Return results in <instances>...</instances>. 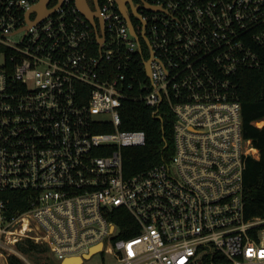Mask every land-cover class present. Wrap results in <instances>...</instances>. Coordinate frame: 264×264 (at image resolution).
Here are the masks:
<instances>
[{
  "label": "built area",
  "instance_id": "1",
  "mask_svg": "<svg viewBox=\"0 0 264 264\" xmlns=\"http://www.w3.org/2000/svg\"><path fill=\"white\" fill-rule=\"evenodd\" d=\"M38 1L0 0L2 263L31 264L18 249L30 239L58 264H264L237 79L262 66L264 0H144L154 11L138 16L97 0L95 27L76 0L42 17ZM129 100L175 116L170 162L131 176L122 149L146 137L119 129ZM126 213L134 224L118 225Z\"/></svg>",
  "mask_w": 264,
  "mask_h": 264
},
{
  "label": "trees",
  "instance_id": "2",
  "mask_svg": "<svg viewBox=\"0 0 264 264\" xmlns=\"http://www.w3.org/2000/svg\"><path fill=\"white\" fill-rule=\"evenodd\" d=\"M262 60L260 68L245 69L237 75L239 96L242 103V130L245 137L251 138L255 147L260 151L259 159L247 160L244 173V203L247 218L264 217V55ZM120 118H122L120 130H142L146 137L145 145L122 149L123 169L126 175H135L160 163L170 162L175 153L173 134L175 116L165 104L154 109L142 101L133 102L129 100L121 107ZM255 122L257 126L254 124ZM113 129L111 124L104 123L96 125L93 132L104 133ZM18 196L26 195L19 194ZM16 199L17 197L14 198V200ZM17 203L20 204L21 208L25 207L24 201L14 202V205ZM115 221L120 226H123L124 221L134 224L133 218L128 213H126L124 220L119 217ZM137 234L138 232L135 231L122 234L121 237H131ZM19 244H22L20 246L22 252H47L49 254V248L46 245L35 244L30 239ZM7 262L8 264H25L15 255H10ZM52 262L58 264L55 260Z\"/></svg>",
  "mask_w": 264,
  "mask_h": 264
},
{
  "label": "water",
  "instance_id": "3",
  "mask_svg": "<svg viewBox=\"0 0 264 264\" xmlns=\"http://www.w3.org/2000/svg\"><path fill=\"white\" fill-rule=\"evenodd\" d=\"M94 9L92 10L88 4L87 0H76L75 4L79 12L82 13L89 21L90 23L95 27L96 26V19L100 22L99 13L97 11V0H92ZM120 11H122L124 14L126 13V10H124V4L127 3L128 0H116ZM49 0H39L38 3L33 7L38 13H40V16H44L49 11V8H47ZM61 0H58L57 7L60 6ZM99 43L103 41V37L98 39ZM98 248H100V245L98 247L92 248L91 252L84 256V258H89L90 254L94 251H96ZM82 262V259L80 257H72L63 260L60 264H79Z\"/></svg>",
  "mask_w": 264,
  "mask_h": 264
},
{
  "label": "rangeland",
  "instance_id": "4",
  "mask_svg": "<svg viewBox=\"0 0 264 264\" xmlns=\"http://www.w3.org/2000/svg\"><path fill=\"white\" fill-rule=\"evenodd\" d=\"M88 2L90 3L91 7L93 8L94 7L93 1L91 2V0H88ZM260 127H262V126H260ZM21 245L19 244V247H18L19 252L25 257V259H26V261L28 263H31V264H53L54 263V262H52V260H53L52 256L50 254H48L47 252H43V253H25V252H22L20 250V246ZM4 256H5L6 259L8 258V256H6V255H4ZM98 259H99L98 257H93L92 259H90V262H88V263L86 262V263L87 264H92L93 262L98 261Z\"/></svg>",
  "mask_w": 264,
  "mask_h": 264
},
{
  "label": "flooded vegetation",
  "instance_id": "5",
  "mask_svg": "<svg viewBox=\"0 0 264 264\" xmlns=\"http://www.w3.org/2000/svg\"><path fill=\"white\" fill-rule=\"evenodd\" d=\"M52 2L53 0H49V3H52ZM126 2H127L126 7H128L131 10L132 14L135 16H138L141 13L142 8H145L146 10H149V11H154V9L150 5L144 3V0H128ZM92 9H94V7Z\"/></svg>",
  "mask_w": 264,
  "mask_h": 264
},
{
  "label": "bare ground",
  "instance_id": "6",
  "mask_svg": "<svg viewBox=\"0 0 264 264\" xmlns=\"http://www.w3.org/2000/svg\"><path fill=\"white\" fill-rule=\"evenodd\" d=\"M0 264H3V263H2V259H0Z\"/></svg>",
  "mask_w": 264,
  "mask_h": 264
}]
</instances>
